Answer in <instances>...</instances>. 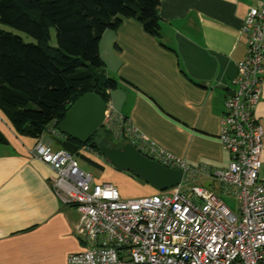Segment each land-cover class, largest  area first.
I'll use <instances>...</instances> for the list:
<instances>
[{
	"label": "crops",
	"instance_id": "crops-1",
	"mask_svg": "<svg viewBox=\"0 0 264 264\" xmlns=\"http://www.w3.org/2000/svg\"><path fill=\"white\" fill-rule=\"evenodd\" d=\"M160 1L161 40L140 21L123 19L100 41L103 62H117L128 88L112 92L108 106L154 146L164 120L197 140L182 161L223 169L229 155L219 139L221 122L237 63L246 55L243 25L264 0ZM255 115L264 127V79ZM0 132L7 139L0 146V264H69L70 255L88 248L75 235L80 214L57 196L56 173L32 156L37 141L18 135L1 110ZM40 140L59 148L45 134ZM261 161L264 184V147Z\"/></svg>",
	"mask_w": 264,
	"mask_h": 264
},
{
	"label": "built area",
	"instance_id": "built-area-1",
	"mask_svg": "<svg viewBox=\"0 0 264 264\" xmlns=\"http://www.w3.org/2000/svg\"><path fill=\"white\" fill-rule=\"evenodd\" d=\"M246 55L237 63L225 102L220 142L229 155L223 169L192 166L156 148L108 106L104 126L114 140L128 138L149 159L183 171L171 194L128 200L111 184H96L76 158L43 141L32 156L56 173V194L80 214L75 230L87 250L69 264H264V184L259 181L264 127L255 112L264 79V1L243 25ZM209 180V186L191 181ZM233 193L237 209L221 196Z\"/></svg>",
	"mask_w": 264,
	"mask_h": 264
},
{
	"label": "trees",
	"instance_id": "trees-1",
	"mask_svg": "<svg viewBox=\"0 0 264 264\" xmlns=\"http://www.w3.org/2000/svg\"><path fill=\"white\" fill-rule=\"evenodd\" d=\"M160 6V0H0V110L15 132L38 143L52 131L53 143L76 160L91 162L84 154L87 149L101 155L93 144L97 133L82 144L56 127L80 97L95 93L109 103L117 89L100 56L104 33L118 30L123 19H135L161 40ZM3 26L35 42H26ZM51 29L56 31L55 46L50 45ZM6 143L0 132V146ZM121 143L130 141L123 138Z\"/></svg>",
	"mask_w": 264,
	"mask_h": 264
},
{
	"label": "rangeland",
	"instance_id": "rangeland-1",
	"mask_svg": "<svg viewBox=\"0 0 264 264\" xmlns=\"http://www.w3.org/2000/svg\"><path fill=\"white\" fill-rule=\"evenodd\" d=\"M2 29L6 31L13 32L19 36H21L26 42H35L33 38L30 36L19 32L15 29H12L8 26H3ZM101 43V42H100ZM50 45H56V31L51 29V40ZM108 50V46H105V50L103 48V56L106 58V51ZM101 55V52H100ZM109 66L105 63V71L109 77L114 79L117 82V89L112 92L122 91L123 89H127L126 84L123 83L125 81L120 75V69L118 67L117 62L114 59H108ZM104 61V60H103ZM120 63V61H119ZM153 117H159L155 113L152 115ZM160 131L158 132L159 138L155 146L164 150V152L174 156L175 158L185 160L186 154L189 152L194 153V145L197 143V140L188 138V136L183 133L178 132L172 125H169L164 120L159 121ZM105 128V127H104ZM106 129H99L97 134L93 139V144L98 147L102 146H114L117 145L124 146L121 141L112 140L108 134H106ZM143 135V134H141ZM45 136L50 137L49 133H46ZM145 136V135H144ZM189 146H191V150L189 151ZM84 154L91 160V162L78 157L77 161L79 166L86 172L90 173L96 184H111L115 186L122 196L123 199L134 200L140 198L151 197L153 195L162 194L163 192H159L154 190L150 185L146 184L143 180L139 179L132 173L128 171H122L116 169L113 165H111L105 158L97 152H93L89 149L85 150ZM205 154L203 151L197 152V156ZM189 164V163H188ZM212 181L205 180L203 182L200 181H191V185H201V186H209ZM166 194H171V190L165 191ZM221 196L225 200L226 204L232 209H237V201L234 198L233 193L226 191L224 188L221 191ZM87 250V249H86Z\"/></svg>",
	"mask_w": 264,
	"mask_h": 264
},
{
	"label": "water",
	"instance_id": "water-1",
	"mask_svg": "<svg viewBox=\"0 0 264 264\" xmlns=\"http://www.w3.org/2000/svg\"><path fill=\"white\" fill-rule=\"evenodd\" d=\"M107 107L108 103L102 97L95 93L85 94L72 104L56 130L85 144L104 125ZM100 149L116 169L132 173L154 190L165 192L182 183V170L171 169L147 158L131 143L122 147L102 146Z\"/></svg>",
	"mask_w": 264,
	"mask_h": 264
},
{
	"label": "clouds",
	"instance_id": "clouds-1",
	"mask_svg": "<svg viewBox=\"0 0 264 264\" xmlns=\"http://www.w3.org/2000/svg\"><path fill=\"white\" fill-rule=\"evenodd\" d=\"M142 154V153H141ZM145 156V155H144ZM148 158V157H147ZM161 164V163H160Z\"/></svg>",
	"mask_w": 264,
	"mask_h": 264
}]
</instances>
